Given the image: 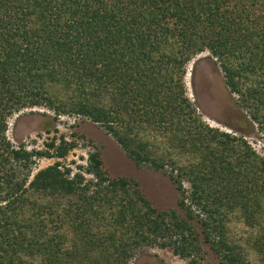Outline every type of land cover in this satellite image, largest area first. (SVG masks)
<instances>
[{"label":"trees","instance_id":"1","mask_svg":"<svg viewBox=\"0 0 264 264\" xmlns=\"http://www.w3.org/2000/svg\"><path fill=\"white\" fill-rule=\"evenodd\" d=\"M205 52L264 131V0H0V264H129L142 247L205 264L202 235L221 264H264V158L187 96ZM37 107L98 124L137 167L169 169L188 219L204 215L201 236L111 177L100 151L72 178L56 162L29 182L36 158L78 147H15L8 119Z\"/></svg>","mask_w":264,"mask_h":264},{"label":"rangeland","instance_id":"2","mask_svg":"<svg viewBox=\"0 0 264 264\" xmlns=\"http://www.w3.org/2000/svg\"><path fill=\"white\" fill-rule=\"evenodd\" d=\"M185 85L188 98L206 124L219 129L220 132L242 137L260 157L264 158V131L258 126H252L247 116L245 118L244 112L236 105V96L225 86L223 73L209 52L197 56L188 64ZM55 117L52 110L37 107L25 109L8 119L6 137L15 147L24 144L28 151L45 150L47 142L57 139L59 143L62 137L65 141H76L78 144V147L64 159L36 158L29 182L39 171L56 162L62 163L63 168L72 167V178L78 171L77 165L86 166L89 155L100 151L104 169L111 177L134 180L157 210L175 211L180 218L187 219L201 236L202 226L199 220L204 215L193 208L195 217L188 219L187 211L179 205L183 196L168 174L169 169L164 173L148 165L137 167L116 140L104 128L89 119L69 115ZM48 130L52 132L48 133ZM16 174V180H22L25 172L17 169ZM184 186L188 190L187 195H191V184L184 182ZM198 214L200 217H197ZM201 239L205 253L204 263L221 264L209 245L204 243L203 235ZM188 263V260L176 256L171 249L158 247H142L129 262V264Z\"/></svg>","mask_w":264,"mask_h":264}]
</instances>
